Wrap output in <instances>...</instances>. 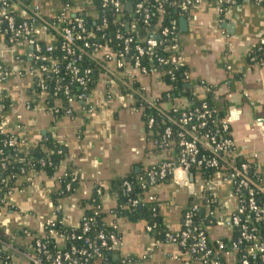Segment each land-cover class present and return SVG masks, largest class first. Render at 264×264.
Returning a JSON list of instances; mask_svg holds the SVG:
<instances>
[{
  "label": "crops",
  "instance_id": "obj_1",
  "mask_svg": "<svg viewBox=\"0 0 264 264\" xmlns=\"http://www.w3.org/2000/svg\"><path fill=\"white\" fill-rule=\"evenodd\" d=\"M31 1L48 18L54 17L62 8L61 0ZM68 1L71 11L83 6V0ZM176 29L187 68L184 87L192 89L198 98L206 93L199 81L216 87L215 94L221 96L218 102H224L219 108L224 109L237 156L264 180V62L252 64L247 60L257 38L264 35V0L260 4L242 1L223 17H219L213 2L206 1L180 14ZM13 54L15 52L10 48L0 46V60L11 64ZM133 75L136 83L144 87L147 97L158 98L169 89L155 74ZM106 80L98 72L90 99L86 104L74 103L71 116H54L42 107L41 102L27 108L28 79L10 77L6 82L4 89L12 100L7 119L11 125L20 126V151L26 153L49 132L66 146L68 154L51 177L43 172H33L25 179L20 178L19 185L23 181L27 184L9 198L13 207L0 212L4 235L14 237V243L21 244L20 247H12L11 241L6 244L16 252L13 260L24 262L18 253L26 252L25 245L14 236L20 227L38 232L44 220L55 219L59 211L64 226L77 228L84 209L88 207L81 206V200L89 199L94 187L99 185L98 205L105 214L103 223L111 227L121 241V246L110 252L112 258L122 255L129 264H180V258L187 260V264H204L190 260L165 239H156L146 230L148 225L143 221L127 220L113 212L117 201L111 192L110 181L127 174L144 173L151 164L166 159L169 153L154 148L141 110L132 107L133 99L124 96L120 85ZM183 99L163 100L159 106L167 111L174 103H183ZM88 109L93 115H89ZM67 168L76 178V184L69 195L57 200L56 209L50 195L59 188V178ZM192 180L194 196L199 199L203 182L195 175ZM150 195L155 197L162 222L170 231L180 230L183 210L192 196L173 184L170 176L159 181L155 189L146 191L144 200H148ZM211 195L217 202L214 211L216 221L206 233L209 240L214 241L231 235V229L225 226V222L235 208L236 199L231 195V186L218 180L213 182Z\"/></svg>",
  "mask_w": 264,
  "mask_h": 264
},
{
  "label": "built area",
  "instance_id": "obj_2",
  "mask_svg": "<svg viewBox=\"0 0 264 264\" xmlns=\"http://www.w3.org/2000/svg\"><path fill=\"white\" fill-rule=\"evenodd\" d=\"M206 1L215 4L217 13H225L242 1L260 4L262 0H137L134 5V13L141 18L144 25H148V20L153 15L152 10L162 9L163 4L177 8L181 14L189 9L197 7ZM100 7H112L114 13L122 10V3L119 0H99ZM93 0H83V8H89ZM224 5V6H221ZM86 16V17H85ZM85 16L72 15L68 20L65 8L51 18L45 17L38 5L31 0H0V46L10 48L15 54L11 64L0 60V91H5L4 87L10 77L25 78L29 81L26 90L28 108L32 99H39L37 102L43 104V99L48 95H60L66 99L69 107L65 109V115H71V106L76 102L86 104L90 99L91 92H88V83L91 81V69L80 68L74 65L83 56L91 59L97 66L98 72L106 77L107 83H115L123 88L124 96L134 99L133 94L145 91L144 87L138 84L137 88L132 87L137 73L140 76L155 74L161 79L163 75H170L173 79V71L178 70L185 63V57L181 51L179 41H160L154 30L141 37L127 32V27L134 30L136 21L131 23L118 22L116 29L112 28L115 21L110 22L108 13L102 11H86ZM93 20L92 27H87L86 22ZM124 28V32L121 31ZM174 27H165L159 35L166 36L169 32L173 35ZM177 33L175 38L177 39ZM179 39V38H178ZM260 44L264 43V35L257 38ZM58 43L59 50L70 60L62 66V70L69 76L65 84L58 82L57 76L61 70L59 63L50 55L55 48L54 43ZM113 42H117L115 48ZM143 58L152 59L155 66H147L142 63ZM170 64V69H162L164 65ZM51 77L54 85L50 92V84L46 79ZM69 81L78 85L80 91L70 93ZM39 87V90L36 89ZM205 91L208 88L204 87ZM215 92V91H214ZM146 101L151 103V97L145 95ZM176 102L170 107L173 117L168 118L169 125L163 130L161 139L152 141L153 146L168 145V149H162L169 156L158 162L151 164L144 172V178L140 180L142 189L148 191L155 189L156 184L166 176H170L172 183L185 189L190 196L195 195V186L192 180L191 168L212 169V173L206 178L200 177L203 182V190L211 194L213 182L218 180L223 184L231 186V195L236 199L235 208L232 210L229 220L225 226L229 229L237 227L239 235L235 240L229 241L227 245L221 238L210 241L205 229L198 228L193 222L192 212L199 207V202L192 201L190 206L182 213V224L178 231H169L164 234L165 240L177 247L188 246L187 256L199 253L204 258L206 264L211 258V264H264V201L259 199L264 195V180L259 174L250 170L249 164L243 159H239L229 135V127L225 117H213L214 109L207 107L205 103L199 109H189L188 102ZM134 101V100H132ZM58 103H60L58 101ZM152 105V104H151ZM89 115L93 112L88 109ZM209 124L219 125L214 131H209L205 127ZM153 119L148 118L147 129L152 133ZM171 125V126H170ZM228 135L217 137L218 131ZM19 125H11L7 116L0 122V133L8 132L15 134L20 132ZM173 137V138H172ZM20 141L19 134L3 140V146L17 147ZM21 142V141H20ZM178 149V153L173 155L172 145ZM172 153V155H171ZM0 164V168H3ZM33 173L29 171L28 174ZM125 193L130 192V184L123 183ZM65 191L70 189V183L65 184ZM97 194L100 191L96 190ZM145 191L143 192V194ZM10 195L7 194L6 197ZM5 199V198H4ZM124 207L132 208L144 201L143 195L133 194L126 198ZM9 200V199H8ZM149 201H155V197L150 195ZM99 208V205L97 206ZM249 213L248 217H242ZM81 229L78 233L70 232L68 235L58 234L54 229V220L48 218L44 220L38 232H31L20 227L19 237L25 245L26 252L18 254L24 258L25 264H46V260L51 256L47 251V239L56 237L59 243L51 257L49 264H90V257L101 259L103 251H112L121 246V241L115 232L105 234L98 231L93 237H84L89 231L88 221L82 217ZM257 223L261 227L258 232L253 226ZM151 226H146L150 231ZM81 240L82 246L78 247L73 243L66 247L67 240ZM244 246L240 250V247ZM122 263L129 264V260L122 256ZM190 257V256H189ZM180 264H187V260L180 258Z\"/></svg>",
  "mask_w": 264,
  "mask_h": 264
},
{
  "label": "trees",
  "instance_id": "obj_3",
  "mask_svg": "<svg viewBox=\"0 0 264 264\" xmlns=\"http://www.w3.org/2000/svg\"><path fill=\"white\" fill-rule=\"evenodd\" d=\"M122 3V10L119 13H114L112 11V7L110 9V6L107 7H100L99 0H93L92 5H90L89 8H79L75 11L69 10L71 8V4L68 0H61V4L64 6L66 14L68 16V20L72 19V15H83L85 16L86 11H96L100 12L102 9L106 13H108V19L110 22L115 21V24L112 26V28L116 29L118 26L119 21H123L129 25L131 23V20H135V28L134 30H131L127 27V32L129 31L130 34L141 37L143 35H146L148 32L154 30L156 32V35H158L160 41H167L168 42H175L179 41L178 35L177 39L175 38V33L178 34L176 29V21L181 14L180 11L175 8L168 6L167 4L162 5V9L160 10H152L153 15L150 16L148 20V25H144L142 23L141 18H139L138 15H136L134 11V5L137 0H119ZM129 5V6H128ZM224 6V5H221ZM86 17V16H85ZM219 17H223L222 13H219ZM88 21L85 23L87 27H92L93 20L89 19L87 17ZM171 26L174 27L172 35L170 32L166 35H159L160 31H162L163 28ZM121 31L124 32V28L121 27ZM55 48L50 53V55L59 63L61 70L58 73L57 76L53 75V79L57 78L58 82L61 80V84H65L69 80V76L62 70V66L67 63L68 60H70L69 57L65 56L60 50L58 43H54ZM115 48H118L116 46L117 42L112 43ZM247 60L251 62L252 64H261L264 62V43L260 44L257 40L255 45L252 46L251 50L248 53ZM142 63H144L147 66H155V63L152 59L149 58H143ZM78 65L80 68H90L91 69V81L88 83V92H92L94 89V86L97 81V75H98V69L95 63L89 59L86 56H83L81 60L74 63V65ZM171 65L167 64L162 67V69H170ZM187 68L183 64L180 66L178 70L173 71V79H170V75H163L161 77V80L169 86V89L161 93V96L158 98H153L151 103L149 101H146L144 92L140 91L139 94H133V100L132 107L134 109L141 110V117L143 120V123L145 125L146 130L147 129V120L148 118L153 119V125H152V133L150 135L151 141L157 142L161 139L163 135V130L166 126L169 125L168 118L173 117V114L170 110H163L160 108L159 103L160 101H167V100H174L175 98L184 97L188 102L189 109H199L200 105L205 103L207 107L214 109L213 117L221 118L224 116V109L219 108V105L223 104L219 103V99H221V96L215 94L216 87L212 85H208L204 83L203 81H199V84L203 87L208 88V91H206L205 95L203 97L198 98L190 88L184 87L185 84V72ZM53 79L49 77L46 79V82L50 84L48 88H50V92H52V86L54 85ZM138 83L134 82L132 84V87L137 88ZM37 90H39V87H36ZM69 90L70 93H77L80 91V88L78 85L72 83L69 81ZM124 91V90H123ZM57 97L61 98L60 95L51 96L48 95V98L43 99L44 108L52 113L54 116H60L65 115V109L69 107V104L66 99H56ZM35 97V99H32L30 103V107H33V105L38 101ZM58 101L60 103H58ZM152 104V105H151ZM12 106V100L10 97L6 94V91H0V122L4 120L7 116V112L10 110ZM71 116V115H70ZM171 126V125H170ZM219 128V125L217 127L215 125L209 124L205 127V129L209 131H214L215 129ZM19 133L16 132L15 134H9L8 132L0 133V164H3V168H0V212L5 211L6 209H10V207H13L11 205L12 202L8 200L11 198V195L16 192L18 189L21 188V186L27 184V181L25 183H21L19 185L18 180L22 177L24 179L28 176L29 171H33L34 173L43 172L47 177H51L59 167V164L67 157V148L64 144H62L59 140L56 139V137L52 133H46L45 135L41 136L38 142L26 153H23L20 151V145L21 142L19 141L17 144V147H9V146H3L2 142L4 139L12 136V138L16 137ZM228 135L227 133H222L219 129L217 133V137H223ZM173 138V137H172ZM159 143V142H157ZM168 145L163 144L162 146L156 145L154 148L157 151H161L162 149H168ZM173 148V155L175 156L178 153V149L175 146V144L172 145ZM190 171L193 175L197 177L206 178L207 176L212 173V169H202V168H191ZM144 178V173H141L139 175H133V174H127L123 177L114 178L110 181V189L111 192L116 195V207L114 208L113 212L118 217H124L127 220L131 221H143L146 225H150L152 228L149 231V234H153L156 239H165L164 234L166 232H169L170 230L168 227L162 222L161 218L158 214V206L154 201L144 200L141 201L140 205H137L132 208L124 207V203L127 200L126 198L133 195V194H139L143 195V192L146 190L141 188L140 180ZM72 179V180H71ZM59 188L56 192L51 193L50 197L52 200L53 205L58 209V199L63 198L67 195H69L73 189L74 185L76 184V178L73 176L72 171L67 168L66 172L59 178ZM127 181L130 184V192L125 193L124 185L123 183ZM70 183V189L68 191H65V184ZM101 187L99 185L94 187L93 193L91 197L87 200H81V206L87 207L84 209L82 217H85L88 221L89 225V231L84 235V237H93L98 231H103L105 234L114 232V230L111 227L106 226L103 223V218L105 216L104 212L101 211V208H97L99 200H98V194L96 193V189H100ZM10 194L7 196V194ZM5 198V199H4ZM259 199L261 201H264V195L260 196ZM197 202L199 201V207L196 211L192 212L193 215V222L194 224L201 229H205L207 232V229L215 224L216 218L214 217V211L217 209V202L215 201V197L211 195L209 192L203 190L201 198H196L195 196L190 198L189 204L187 207L190 206L191 202ZM186 207V208H187ZM185 210V209H184ZM249 213H245L242 215V217H248ZM60 214L59 211H57V215L54 220V229L57 231L58 234H65L68 235L70 232H72L73 228H70L68 226H64L63 223L60 220ZM83 218L80 220V224L77 228L74 229V232L78 233L81 229ZM253 226L256 228L258 232H261V227L254 223ZM21 231L17 232V235L19 236ZM239 235V230L237 227H232L231 229V235L229 237H223L221 238L224 242V245H227L229 241L235 240ZM14 237L7 238L4 235V232L2 230V227L0 225V264H25V260L22 263H18L14 261V255L16 252H14L11 248H8L6 244L11 241L12 247H20V243H14ZM191 240H189L186 243L185 247H178V249L184 253L187 254L188 246L191 244ZM214 242V241H212ZM59 243L56 237H52L47 239V251L51 256L46 260V264H49L51 261V257L54 254V251L56 250V245ZM73 243L74 245L81 247L82 241L81 240H67L66 241V247ZM244 246L240 247V250L243 249ZM113 251V250H112ZM111 251H103V255L101 259H97L95 257H90L89 262L90 264H123L122 263V257L117 255L116 257L112 258L110 255ZM190 260L195 259L198 261L203 262L204 258L199 253L189 255ZM22 258V256H19ZM24 259V258H22ZM206 264H211V258H208L206 261ZM221 264H225L221 260Z\"/></svg>",
  "mask_w": 264,
  "mask_h": 264
},
{
  "label": "water",
  "instance_id": "obj_4",
  "mask_svg": "<svg viewBox=\"0 0 264 264\" xmlns=\"http://www.w3.org/2000/svg\"><path fill=\"white\" fill-rule=\"evenodd\" d=\"M129 6V5H128Z\"/></svg>",
  "mask_w": 264,
  "mask_h": 264
}]
</instances>
